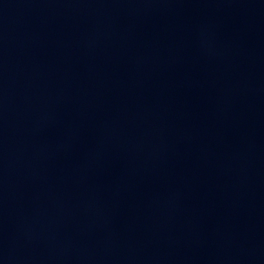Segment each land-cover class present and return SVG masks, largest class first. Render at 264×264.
Masks as SVG:
<instances>
[{
    "label": "water",
    "instance_id": "1",
    "mask_svg": "<svg viewBox=\"0 0 264 264\" xmlns=\"http://www.w3.org/2000/svg\"><path fill=\"white\" fill-rule=\"evenodd\" d=\"M0 264H264V0H0Z\"/></svg>",
    "mask_w": 264,
    "mask_h": 264
}]
</instances>
